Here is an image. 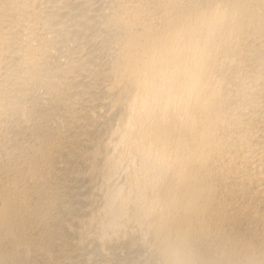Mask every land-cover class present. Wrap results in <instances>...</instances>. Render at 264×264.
Wrapping results in <instances>:
<instances>
[{
    "label": "bare ground",
    "instance_id": "1",
    "mask_svg": "<svg viewBox=\"0 0 264 264\" xmlns=\"http://www.w3.org/2000/svg\"><path fill=\"white\" fill-rule=\"evenodd\" d=\"M0 264H264V0H0Z\"/></svg>",
    "mask_w": 264,
    "mask_h": 264
}]
</instances>
